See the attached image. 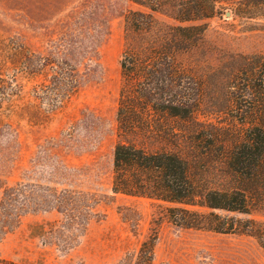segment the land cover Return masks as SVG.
Returning a JSON list of instances; mask_svg holds the SVG:
<instances>
[{
    "label": "rangeland",
    "instance_id": "374dc122",
    "mask_svg": "<svg viewBox=\"0 0 264 264\" xmlns=\"http://www.w3.org/2000/svg\"><path fill=\"white\" fill-rule=\"evenodd\" d=\"M83 2L0 0V178L10 186L68 187L94 200L93 208H84L79 217L56 210L27 215L1 242L0 257L15 264H134L155 229L153 264H264V192L252 199L248 214L215 211L234 221L229 223L235 229L223 234L179 228L163 217L164 205L112 191L125 17L146 8L128 0H94L105 6L110 20L99 53L102 78L57 106L50 104L44 90L53 70L34 74L26 60L36 54L47 58L51 42L65 41L69 15ZM156 18L167 21L162 15ZM198 24L206 31L193 59L205 84L212 78L210 70L236 55L264 57L263 17L241 18L227 7ZM204 116L200 122L214 121L208 113ZM170 128L185 132L168 141H150L148 147L179 150L190 158L194 150L183 135L193 127L174 121ZM199 173L213 189L234 185L219 163Z\"/></svg>",
    "mask_w": 264,
    "mask_h": 264
},
{
    "label": "trees",
    "instance_id": "16d2710c",
    "mask_svg": "<svg viewBox=\"0 0 264 264\" xmlns=\"http://www.w3.org/2000/svg\"><path fill=\"white\" fill-rule=\"evenodd\" d=\"M128 1L148 11L125 17L112 191L164 205L163 217L179 228L231 233L234 221L215 211L248 214L252 199L264 192V57L236 55L210 70L208 84L193 57L206 31L198 22L227 7L241 18H264V0ZM69 17L65 41L51 42L47 58L36 54L26 60L34 74L53 70L44 90L52 106L102 78L99 53L110 23L105 6L84 0ZM207 113L214 121L200 122ZM174 121L193 127L183 135L194 150L190 158L179 150L148 147L185 132L171 129ZM214 162L234 182L231 189H213L199 173ZM89 197L40 183L10 186L0 178V244L27 215L56 210L64 217L81 216L84 208H93ZM152 232L134 264H153L158 235ZM0 264L15 263L0 257Z\"/></svg>",
    "mask_w": 264,
    "mask_h": 264
},
{
    "label": "water",
    "instance_id": "95a60500",
    "mask_svg": "<svg viewBox=\"0 0 264 264\" xmlns=\"http://www.w3.org/2000/svg\"><path fill=\"white\" fill-rule=\"evenodd\" d=\"M228 16H230V12H228V14H227Z\"/></svg>",
    "mask_w": 264,
    "mask_h": 264
}]
</instances>
